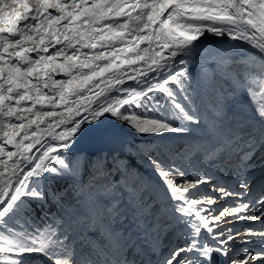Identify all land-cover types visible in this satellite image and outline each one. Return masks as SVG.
Segmentation results:
<instances>
[{"label":"snow or ice","instance_id":"6c2138e0","mask_svg":"<svg viewBox=\"0 0 264 264\" xmlns=\"http://www.w3.org/2000/svg\"><path fill=\"white\" fill-rule=\"evenodd\" d=\"M257 166L264 0H0V264H264Z\"/></svg>","mask_w":264,"mask_h":264},{"label":"bare ground","instance_id":"6f19581e","mask_svg":"<svg viewBox=\"0 0 264 264\" xmlns=\"http://www.w3.org/2000/svg\"><path fill=\"white\" fill-rule=\"evenodd\" d=\"M29 2L31 3L32 0H29ZM16 7L18 11H23V9H20L18 5ZM50 11H54V10H50ZM218 47L219 46L215 43V38L208 35L207 41L203 45L202 53L197 54V56L194 57V59H200L201 55L204 57H210L215 54ZM121 123L123 122H114L109 124L108 127L110 130V136L112 138L109 141L104 143H95V142H90L88 140L78 141L75 145H73V148L75 149L82 148L83 150L84 149L86 150V148L91 147V149H94L95 152H100L101 150H103L106 153H111L112 151L123 149L124 147L127 146L128 140L134 137H132V133L128 130V128H124L123 125L122 126L120 125ZM125 141L126 143H124ZM85 144L88 146H86ZM252 173L250 175H252ZM229 226H232V224H229L228 227Z\"/></svg>","mask_w":264,"mask_h":264},{"label":"rangeland","instance_id":"374dc122","mask_svg":"<svg viewBox=\"0 0 264 264\" xmlns=\"http://www.w3.org/2000/svg\"><path fill=\"white\" fill-rule=\"evenodd\" d=\"M121 126L123 125L124 126V128H128V130L132 133V137H137V136H141V135H138L130 126H128L126 123H121L120 124ZM142 137H145V136H142ZM124 143H126V141L124 142ZM82 144V143H81ZM86 145V144H85ZM86 146H88V145H86ZM143 146V145H142ZM75 149V148H74ZM71 151V150H70ZM75 153L76 154H78V155H81V156H83L84 154H86V153H89V151H87V150H83L82 148H79V149H75ZM36 264H40V261L38 260V261H36Z\"/></svg>","mask_w":264,"mask_h":264}]
</instances>
